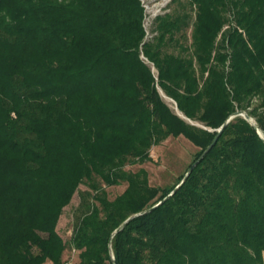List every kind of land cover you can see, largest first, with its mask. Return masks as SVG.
<instances>
[{"label":"trees","instance_id":"16d2710c","mask_svg":"<svg viewBox=\"0 0 264 264\" xmlns=\"http://www.w3.org/2000/svg\"><path fill=\"white\" fill-rule=\"evenodd\" d=\"M145 18L141 0H0V264L67 246L78 264H264V139L241 116L120 230L231 114L264 132V0H168L149 35ZM178 136L198 150L152 186L140 165Z\"/></svg>","mask_w":264,"mask_h":264},{"label":"rangeland","instance_id":"374dc122","mask_svg":"<svg viewBox=\"0 0 264 264\" xmlns=\"http://www.w3.org/2000/svg\"><path fill=\"white\" fill-rule=\"evenodd\" d=\"M141 2L146 12L144 26L147 31V35H149L152 19L155 15L164 10L168 0H141ZM225 28L226 26L222 28V31ZM220 34L221 32L219 33L218 38L220 37ZM152 71L155 72L153 68ZM158 90L160 89L158 88ZM161 97L163 102L173 112L176 114L179 113L176 109L175 103L171 99H165L163 97V93ZM197 150L198 148L182 136L168 137L160 144L151 147L150 154L153 161L145 162L140 165V167L147 170L149 183L152 186L165 188L174 184L178 177L185 172ZM136 168L137 166L133 167V169ZM105 188L108 196L112 198L124 190L125 184ZM84 190H87L86 186L80 184L78 186V191L74 193L69 204L63 208L62 214L57 222L56 231L65 242H68L70 239L76 219L77 208L80 202L78 192ZM62 262L63 264H78V251L67 246L63 253ZM45 264L51 263L46 262Z\"/></svg>","mask_w":264,"mask_h":264},{"label":"water","instance_id":"95a60500","mask_svg":"<svg viewBox=\"0 0 264 264\" xmlns=\"http://www.w3.org/2000/svg\"><path fill=\"white\" fill-rule=\"evenodd\" d=\"M159 93L162 95V91L159 90ZM178 116H180L181 118H184L180 113H177ZM236 116H241L242 118H244L247 122H249L253 128L257 131V133L264 139V132L258 127V125L256 124L255 120L250 117L245 111H236L233 114H231L225 121L224 123L216 130V134L214 136V138L212 139V141L210 142V144L204 149V151L192 162V164L188 167V169L186 170V173L184 174L183 178L181 179V181L174 187V189L169 192L162 200H160L158 203H156L155 205H153L152 207L148 208L145 211H142L140 213H137L135 215H132L130 217H128L121 225L120 230L125 226V224L130 221L132 218L147 213V212H151L154 209H156L159 205H161L163 202H165L167 199H169L180 187L181 185L185 182V180L187 179V177L190 175V173L192 172L193 168L206 156V154L212 149V147L215 145V143L217 142L223 128L227 125V123L234 117ZM116 232H114L112 234V236L115 234ZM113 259V257H112ZM113 264H118L114 259H113Z\"/></svg>","mask_w":264,"mask_h":264},{"label":"bare ground","instance_id":"6f19581e","mask_svg":"<svg viewBox=\"0 0 264 264\" xmlns=\"http://www.w3.org/2000/svg\"><path fill=\"white\" fill-rule=\"evenodd\" d=\"M163 97H164L165 99H168L165 95H163Z\"/></svg>","mask_w":264,"mask_h":264}]
</instances>
